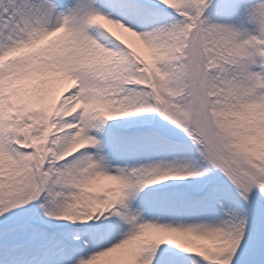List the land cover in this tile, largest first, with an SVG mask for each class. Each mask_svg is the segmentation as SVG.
Returning <instances> with one entry per match:
<instances>
[{"label":"snow or ice","instance_id":"obj_1","mask_svg":"<svg viewBox=\"0 0 264 264\" xmlns=\"http://www.w3.org/2000/svg\"><path fill=\"white\" fill-rule=\"evenodd\" d=\"M0 264H264V0H0Z\"/></svg>","mask_w":264,"mask_h":264}]
</instances>
